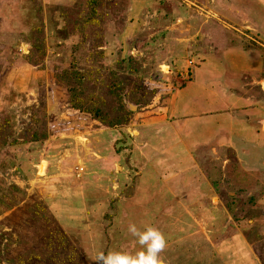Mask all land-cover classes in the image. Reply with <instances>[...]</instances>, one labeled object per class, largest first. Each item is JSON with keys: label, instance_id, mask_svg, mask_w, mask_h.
<instances>
[{"label": "rangeland", "instance_id": "obj_1", "mask_svg": "<svg viewBox=\"0 0 264 264\" xmlns=\"http://www.w3.org/2000/svg\"><path fill=\"white\" fill-rule=\"evenodd\" d=\"M228 51L264 65V0H0V264L135 254L130 223L163 264H264V136L199 130L264 100Z\"/></svg>", "mask_w": 264, "mask_h": 264}, {"label": "crops", "instance_id": "obj_2", "mask_svg": "<svg viewBox=\"0 0 264 264\" xmlns=\"http://www.w3.org/2000/svg\"><path fill=\"white\" fill-rule=\"evenodd\" d=\"M225 64L235 73L243 72L253 74L264 68V65L261 62H257V60L252 59L249 55L237 53V51H228ZM250 78L240 86H248L246 82L250 81ZM259 81L260 84H257V86L264 92L262 89L264 88V80L259 79ZM198 84L201 86L200 83ZM194 95L201 107H208V105L211 106L217 101L220 103L224 102L218 91L209 92L207 90H202L196 92ZM224 96L227 95L224 94ZM249 97L244 96L242 99L233 97L237 104L240 102V109H228L221 114L211 115L217 119L215 118L212 123L206 124L199 129L204 135L201 137L215 139L219 136V133H228V131L240 136L239 138L242 139L253 137L254 140L255 137L264 136V130L260 126L261 122L264 125V100L250 99ZM182 109L184 110V106H182ZM230 115L231 119H229ZM238 120H241V122H238ZM257 128H260V130H257Z\"/></svg>", "mask_w": 264, "mask_h": 264}, {"label": "clouds", "instance_id": "obj_3", "mask_svg": "<svg viewBox=\"0 0 264 264\" xmlns=\"http://www.w3.org/2000/svg\"><path fill=\"white\" fill-rule=\"evenodd\" d=\"M128 232L136 238L141 248L135 254L101 251L95 257L96 264H163L159 253L164 250L167 241L160 230L151 226L141 230L135 223H130Z\"/></svg>", "mask_w": 264, "mask_h": 264}, {"label": "trees", "instance_id": "obj_4", "mask_svg": "<svg viewBox=\"0 0 264 264\" xmlns=\"http://www.w3.org/2000/svg\"><path fill=\"white\" fill-rule=\"evenodd\" d=\"M260 89V88H259ZM264 93V92H263Z\"/></svg>", "mask_w": 264, "mask_h": 264}]
</instances>
